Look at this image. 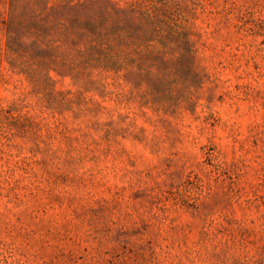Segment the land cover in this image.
Instances as JSON below:
<instances>
[{
    "label": "rangeland",
    "instance_id": "obj_1",
    "mask_svg": "<svg viewBox=\"0 0 264 264\" xmlns=\"http://www.w3.org/2000/svg\"><path fill=\"white\" fill-rule=\"evenodd\" d=\"M10 1L0 264H264V0H115L161 56L105 94L53 74L62 112L8 67Z\"/></svg>",
    "mask_w": 264,
    "mask_h": 264
},
{
    "label": "trees",
    "instance_id": "obj_2",
    "mask_svg": "<svg viewBox=\"0 0 264 264\" xmlns=\"http://www.w3.org/2000/svg\"><path fill=\"white\" fill-rule=\"evenodd\" d=\"M138 3L115 0H11L4 57L48 107L65 111L53 74L85 91L107 93L109 77L151 74L160 53L149 34L154 16ZM156 52V53H155ZM155 58V59H154ZM150 65L147 66V62Z\"/></svg>",
    "mask_w": 264,
    "mask_h": 264
}]
</instances>
